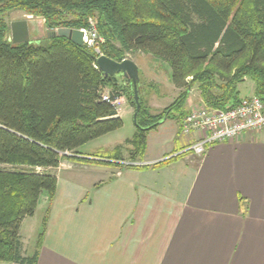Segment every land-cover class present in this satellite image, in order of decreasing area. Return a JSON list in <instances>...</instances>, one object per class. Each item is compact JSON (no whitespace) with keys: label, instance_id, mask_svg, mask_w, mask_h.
<instances>
[{"label":"trees","instance_id":"1","mask_svg":"<svg viewBox=\"0 0 264 264\" xmlns=\"http://www.w3.org/2000/svg\"><path fill=\"white\" fill-rule=\"evenodd\" d=\"M14 11L44 19L49 39L13 44L6 17ZM91 19L104 39V56L117 62L127 55L151 56L170 66L179 91L170 106L154 113L139 85L137 131L126 141L130 162L143 159L149 132L164 120H176L183 129L196 88L208 109L231 111L250 97L242 90L248 81L252 96L264 103V0H0V166L29 169H0V264L38 263L57 193L52 170L63 160H79L87 144L123 128L113 104L120 97L136 112L131 81L121 77V85L118 77L106 76L94 49L55 33L87 29ZM106 89L109 102L103 99ZM87 156L134 167L122 164L119 149ZM43 196L48 204L41 234L26 256L22 224L35 216Z\"/></svg>","mask_w":264,"mask_h":264},{"label":"crops","instance_id":"2","mask_svg":"<svg viewBox=\"0 0 264 264\" xmlns=\"http://www.w3.org/2000/svg\"><path fill=\"white\" fill-rule=\"evenodd\" d=\"M157 84L149 80L142 92L154 113L179 95L170 80L175 96L161 105L170 96L160 94ZM247 84V96H252L253 85ZM110 92L106 89L105 95ZM195 96L203 105L198 92ZM117 102L124 128L127 119L134 120L135 109L125 96ZM117 132L100 139L112 145V152L121 150L128 162L123 152L130 154L126 141L133 137L111 140ZM191 140L176 120H165L148 134L139 161L143 167L110 165V173L102 168L98 173L84 162L97 158L85 154L77 160L80 164L71 160L60 173L76 175L54 172L57 193L37 264H264V130L215 144L202 157L189 151ZM29 219L21 228L26 256L34 248L27 249Z\"/></svg>","mask_w":264,"mask_h":264},{"label":"rangeland","instance_id":"3","mask_svg":"<svg viewBox=\"0 0 264 264\" xmlns=\"http://www.w3.org/2000/svg\"><path fill=\"white\" fill-rule=\"evenodd\" d=\"M7 21L11 24L13 22L16 21H22V20H27L29 22L30 25V42H32L33 44H38L41 41H46L47 39H49V29L46 26L45 20L42 18H38V17H34V16H30L25 14L24 12L21 11H14L11 12L7 15L6 17ZM58 31V30H57ZM57 31L55 30V33L57 35ZM104 56V55H103ZM126 59H130V60H135V62H137L139 64V66L141 67V72L142 74L140 75V92L142 94V92H145V85L146 82H148L149 80H153V81H158L160 82V86L158 85V87H161L162 90L160 89V94H164V95H168L170 96V98H166L165 100L161 101V105L162 104H167L169 105L171 101V99L175 96V93L173 91V89L171 88V86L169 87L168 83L171 80L172 83V69L170 68V66L166 63L163 62H159L157 60H155L154 58H152L151 56L148 55H127ZM119 83L122 85L123 83V79L119 78L118 79ZM248 83V81H247ZM246 83V85L242 86V90L245 92H247L249 90V85ZM173 84V83H172ZM250 85H252V82H250ZM159 91V89H157V92ZM192 92H194V94L189 97L188 100V104H189V112H193L197 109H199L202 105L198 104V102L196 101V96L195 93L198 92L200 95L199 90L196 88L194 89ZM191 92V93H192ZM174 93V94H173ZM155 95V93H154ZM173 101V100H172ZM171 101V102H172ZM126 125L123 129L119 130L120 132H117V134H114V136H111L112 139H116L118 137H133V135H135L136 131H137V126L135 121L131 118V119H127ZM119 135V136H117ZM108 140V141H111ZM112 145H106V140L105 139H97L89 144H87L85 147H83L81 149V153L84 154H89V155H107L109 153H112L113 151V147H111ZM72 154H67L68 157H71ZM123 156L126 158V161L130 162V155H128L126 152H123ZM72 158V157H71ZM94 159V158H93ZM83 160V159H82ZM95 162L91 163V169L94 171H97L98 173H100V168H102L101 171H107V173H110V165H108V169L104 168L107 165L104 164H100L99 160L101 159H94ZM97 160V161H96ZM71 160H63L62 162V166L59 169L56 170H52V172L54 173H58L60 176L63 177H70V176H74L76 175L75 172H64L63 174H60L64 169L66 170L69 162ZM75 164H80L79 162H74ZM0 169H6V170H12V171H23V170H29L28 168H12V167H4V166H0ZM42 171V170H39ZM94 171H91L92 173H95ZM96 172V173H97ZM103 173V172H102ZM80 177L84 178V175H80ZM45 196L42 197V201L40 203V208L38 209V211H36V215L34 217H31L27 224L25 225V232L27 233L25 236L27 237V249L28 250H33L31 252V254L34 252L35 246H37L38 240H36V238H33V236H36L37 233V228H42L43 226V221H44V213H46V211L44 212V199ZM47 209V208H46Z\"/></svg>","mask_w":264,"mask_h":264},{"label":"built area","instance_id":"4","mask_svg":"<svg viewBox=\"0 0 264 264\" xmlns=\"http://www.w3.org/2000/svg\"><path fill=\"white\" fill-rule=\"evenodd\" d=\"M81 31L84 33V45L94 49L98 58L102 57L100 48L104 39L98 32L95 20L91 19L90 27ZM103 99L110 101L107 95ZM117 103L115 101L113 104L117 105ZM262 130H264V103L259 98L250 96L243 100L238 108L231 111L208 109L202 105L187 115L182 133L185 137H192L189 151L202 157L215 144L238 139L247 132ZM122 164L134 167L145 166L141 162H123Z\"/></svg>","mask_w":264,"mask_h":264},{"label":"water","instance_id":"5","mask_svg":"<svg viewBox=\"0 0 264 264\" xmlns=\"http://www.w3.org/2000/svg\"><path fill=\"white\" fill-rule=\"evenodd\" d=\"M11 42L15 45L30 42V25L27 20L16 21L11 23ZM57 35L67 39L79 46L84 45V33L81 30L59 29ZM99 70L109 77L124 78L131 81L134 90V99L136 104V112L134 121L137 125V118L141 112L142 106L140 102L139 85L140 71L136 63L130 59L122 62L114 61L106 56H102L97 60ZM165 121V120H164ZM163 121V122H164Z\"/></svg>","mask_w":264,"mask_h":264}]
</instances>
